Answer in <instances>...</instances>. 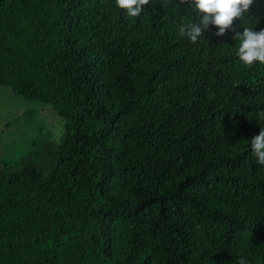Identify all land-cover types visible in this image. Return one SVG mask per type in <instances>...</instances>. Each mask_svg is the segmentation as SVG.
Here are the masks:
<instances>
[{
	"label": "trees",
	"instance_id": "1",
	"mask_svg": "<svg viewBox=\"0 0 264 264\" xmlns=\"http://www.w3.org/2000/svg\"><path fill=\"white\" fill-rule=\"evenodd\" d=\"M193 18L162 0L137 17L115 0H0V85L62 120L28 152L45 166L0 158V264H264V64L239 60L231 29L191 43ZM245 23L264 29V0Z\"/></svg>",
	"mask_w": 264,
	"mask_h": 264
},
{
	"label": "clouds",
	"instance_id": "2",
	"mask_svg": "<svg viewBox=\"0 0 264 264\" xmlns=\"http://www.w3.org/2000/svg\"><path fill=\"white\" fill-rule=\"evenodd\" d=\"M165 10L169 5H190V13L194 14L192 22L181 24L179 34L186 37L191 43L196 44L210 25L217 27V36H224L230 29L233 39L239 41L237 57L247 67L254 63L264 64V29L255 30L254 26L242 25L243 31L234 27V19L245 21L251 11L254 0H162ZM151 0H115L118 8L126 11L129 17L139 16ZM193 17V15H192ZM257 120H264V108H259L256 113ZM251 154L257 164L264 165V127L251 138ZM238 264H248L243 257L238 259Z\"/></svg>",
	"mask_w": 264,
	"mask_h": 264
},
{
	"label": "rangeland",
	"instance_id": "3",
	"mask_svg": "<svg viewBox=\"0 0 264 264\" xmlns=\"http://www.w3.org/2000/svg\"><path fill=\"white\" fill-rule=\"evenodd\" d=\"M31 14H24L25 25ZM51 33L48 27L34 28L35 40L42 45L51 42ZM6 58L8 60L9 56ZM18 60L23 59L19 57ZM61 130L62 120L48 103L16 93L10 84L0 85V158L15 164L27 155V159L34 158L37 165L45 166L46 157L29 155L28 152L39 146H52Z\"/></svg>",
	"mask_w": 264,
	"mask_h": 264
}]
</instances>
